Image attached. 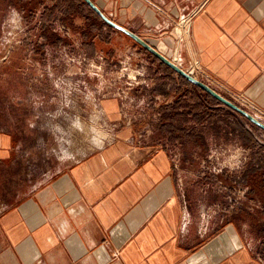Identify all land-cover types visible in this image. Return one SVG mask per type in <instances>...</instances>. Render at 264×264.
<instances>
[{"label": "crops", "instance_id": "obj_1", "mask_svg": "<svg viewBox=\"0 0 264 264\" xmlns=\"http://www.w3.org/2000/svg\"><path fill=\"white\" fill-rule=\"evenodd\" d=\"M92 1L169 59L179 55L184 70L196 60L203 72L197 79L242 109L264 113V0ZM186 19L188 44L180 41ZM181 79L172 89L163 74L164 89L153 95L169 100L163 135L183 148L181 165L167 145L122 128L16 194L17 143L0 129V264H264L255 250L261 238L250 219L237 221L228 198L241 164L249 186L264 182L253 174L264 170V146L246 117ZM254 192L264 195L257 187L251 198Z\"/></svg>", "mask_w": 264, "mask_h": 264}, {"label": "rangeland", "instance_id": "obj_2", "mask_svg": "<svg viewBox=\"0 0 264 264\" xmlns=\"http://www.w3.org/2000/svg\"><path fill=\"white\" fill-rule=\"evenodd\" d=\"M98 17L78 0H0V129L17 143L16 194L115 139L122 128L135 129L139 141L167 145L181 165L183 148L163 135L161 111L169 100L153 95L164 89L163 74L172 89L185 81ZM85 29L96 37L86 38ZM256 133L264 146V131ZM243 168L236 169L235 186L247 192L236 218L251 220L262 240L255 250L264 258V195L250 197L257 185L244 181ZM226 207L220 205L221 217Z\"/></svg>", "mask_w": 264, "mask_h": 264}, {"label": "water", "instance_id": "obj_3", "mask_svg": "<svg viewBox=\"0 0 264 264\" xmlns=\"http://www.w3.org/2000/svg\"><path fill=\"white\" fill-rule=\"evenodd\" d=\"M86 4L108 25H110L112 28L128 35L133 40H135L138 44H140L146 51L150 52L152 55H154L158 60H160L162 63L170 67L172 70H174L179 75L183 76L187 80H189L191 83L199 86L212 96H214L216 99H218L220 102L224 103L228 107L232 108L236 112L242 114L244 117H246L252 124L257 126L258 128L262 129L264 131V122L258 119L255 115L249 113L248 111L242 109L237 104L233 103L226 97H224L222 94L217 92L215 89H213L208 84L200 81L199 79L193 77L190 75L186 70L181 68L175 61L169 59L164 54H162L156 47H154L151 43H149L147 40L140 37L138 34H136L134 31L116 23L111 18H109L103 11L92 1V0H84Z\"/></svg>", "mask_w": 264, "mask_h": 264}, {"label": "built area", "instance_id": "obj_4", "mask_svg": "<svg viewBox=\"0 0 264 264\" xmlns=\"http://www.w3.org/2000/svg\"><path fill=\"white\" fill-rule=\"evenodd\" d=\"M189 26H190V22H189V19H186L183 21V23H181L180 25V29H181V38H180V41H186L187 44H188V40H189ZM173 61H175V63H177L178 65H180L181 63V57L179 55H175L173 58H172ZM187 72L192 75L193 77L195 78H198V75H201L203 72L200 68V66L198 65V62L196 60H193V63L190 67L189 70H187ZM218 88L219 89H224L222 86H219L218 85ZM232 97L236 98L237 99V96H233V94H231ZM245 105L246 103L243 102ZM255 116L260 119L261 121L264 122V113L263 112H260L259 109H255ZM216 171H219L221 170L220 168H214ZM246 192H247V188H244V187H238V189L235 187V190H233V193L230 192L229 194V201L232 205H238L240 204L239 200L240 199H244L245 195H246ZM256 205V204H255ZM256 207H260L259 205H257ZM251 209V208H250Z\"/></svg>", "mask_w": 264, "mask_h": 264}, {"label": "trees", "instance_id": "obj_5", "mask_svg": "<svg viewBox=\"0 0 264 264\" xmlns=\"http://www.w3.org/2000/svg\"><path fill=\"white\" fill-rule=\"evenodd\" d=\"M79 2H80V4L81 3H83L85 6H87V8L91 11V13H93V14H95L96 15V18L98 17L97 16V14L86 4V2L84 1V0H78ZM79 4V3H78ZM77 8H78V6L77 5H72L71 6V9H72V12L73 13H77ZM98 20L99 21H101L102 22V24L104 25V27H109V28H112L110 25H108L106 22H104L100 17H98ZM92 31H87V29H85L84 30V35H85V37L86 38H88V36L90 35H92L91 36V38H95L96 36H95V34H92L91 33ZM122 33V32H121ZM124 34V33H123ZM126 35V34H125ZM128 36V35H127ZM131 38V37H130ZM135 41V40H134ZM136 42V41H135ZM137 43V42H136ZM140 45V44H139ZM141 46V45H140ZM142 47V46H141ZM143 48V47H142ZM144 49V48H143ZM145 50V49H144ZM145 52L146 53H148L149 54V56L150 57H153V58H155V59H157L154 55H152L150 52H148V51H146L145 50ZM160 61V60H159ZM160 63L163 65V66H165L166 68H168V69H170L171 70V72L172 73H176L174 70H172L170 67H168L167 65H165L164 63H162L161 61H160ZM179 77L180 78H184L183 76H181V75H179ZM252 124V123H251ZM252 126H253V128H255V129H260V128H258L257 126H255L254 124H252ZM260 130H262V129H260ZM263 131V130H262ZM253 174H256L257 176L259 175V176H261V178H262V181H264V170L260 173V171L258 170V171H256V170H253ZM256 183V182H255ZM256 185H257V187L258 188H262L263 190H264V182L262 183V184H260V183H256Z\"/></svg>", "mask_w": 264, "mask_h": 264}]
</instances>
